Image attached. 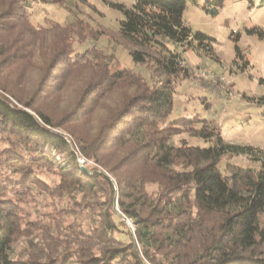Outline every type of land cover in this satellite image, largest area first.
I'll use <instances>...</instances> for the list:
<instances>
[{"label":"trees","instance_id":"obj_1","mask_svg":"<svg viewBox=\"0 0 264 264\" xmlns=\"http://www.w3.org/2000/svg\"><path fill=\"white\" fill-rule=\"evenodd\" d=\"M37 1L68 0H0V264H264V151L226 143L199 116L169 121L177 79L194 74L169 45L213 56L216 42L185 24L186 2L110 4L126 17L122 45L153 82L76 51L103 35L81 19L37 25L27 10ZM224 1H212V16ZM27 70L37 76L18 82ZM184 135L212 145L176 144ZM76 149L103 172L81 167ZM239 155L261 169L229 162ZM54 208L79 215L59 225L77 239L59 249L42 238L41 251L16 255L21 237L50 232L54 222L37 214Z\"/></svg>","mask_w":264,"mask_h":264},{"label":"rangeland","instance_id":"obj_2","mask_svg":"<svg viewBox=\"0 0 264 264\" xmlns=\"http://www.w3.org/2000/svg\"><path fill=\"white\" fill-rule=\"evenodd\" d=\"M184 1L186 11L183 19L192 33H201L216 42L213 56L199 48L184 51L185 47L169 45L171 50L183 55L187 65L194 71L191 78L177 79L174 108L169 121L199 116L200 119L207 120L222 135L226 143L264 151V101H260L264 98V84H261L264 80V0H225L216 17L210 14L214 7L213 0ZM134 3V0H68L61 6L37 1L30 3L27 10L31 20L39 26H45V19L48 18L62 25L73 23L77 19L89 23L97 31H102L103 35L97 40L82 45L75 44L76 51L94 49L89 54L91 59L94 56L100 57L111 68L118 65L120 68L140 73L154 82L152 74L145 67L136 64L129 51L122 45L117 32L120 23L126 17L123 11L110 6V4H118L124 9H131ZM236 44L249 62L247 68H244V60L236 58ZM201 73H205V76H201ZM27 74L28 77H20L18 82H28L30 76H37L29 70ZM15 80H17L16 75H9L7 82L14 83ZM244 96L257 99V102L247 101ZM53 131L72 141L66 130L54 128ZM182 139L187 140L191 146L207 148L212 145L204 139L190 138L187 135L176 137V144ZM76 150L81 154L79 149ZM86 161L87 165L84 169L103 172L102 168L93 161L87 158ZM225 162H228V159H224V164ZM229 162L244 169H261L260 162L253 161L246 155L234 156ZM44 178L46 181L53 180V176L49 173H46ZM56 202L58 207L63 208L59 200ZM33 203L32 210L37 211L38 206H34L37 203ZM46 203L50 202L46 201ZM39 211L41 212L37 215L43 214L37 217L42 218L41 220H52L53 227L50 232L44 229L43 233L31 232L28 236L21 237L14 246L16 255L25 258L31 252L38 249L41 251L44 241L54 248L62 249L66 242L70 243L77 239L59 225L61 221H74L79 215L73 212L64 213L55 208L50 212L41 209ZM116 212L134 231L133 222L122 215L118 208ZM82 224L85 227L88 221H82ZM85 230L87 229H82ZM78 239L83 240L81 237Z\"/></svg>","mask_w":264,"mask_h":264},{"label":"built area","instance_id":"obj_3","mask_svg":"<svg viewBox=\"0 0 264 264\" xmlns=\"http://www.w3.org/2000/svg\"><path fill=\"white\" fill-rule=\"evenodd\" d=\"M200 75L201 76H205V73H201ZM78 161H79V164H80L81 167H84V166L87 165L86 158L83 155L79 154V153H78Z\"/></svg>","mask_w":264,"mask_h":264}]
</instances>
